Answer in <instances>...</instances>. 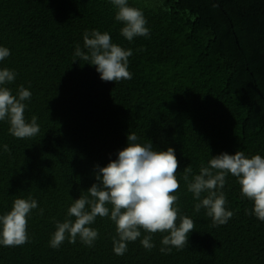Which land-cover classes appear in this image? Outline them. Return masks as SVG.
<instances>
[{"label":"trees","instance_id":"obj_1","mask_svg":"<svg viewBox=\"0 0 264 264\" xmlns=\"http://www.w3.org/2000/svg\"><path fill=\"white\" fill-rule=\"evenodd\" d=\"M129 3L143 10L150 30L131 42L120 34L108 0H0V45L10 50L0 67L16 72L6 85L13 95L21 85L31 91L24 115L36 116L40 128L21 139L0 121V144L9 148L0 151V213L16 198L39 205L27 217L29 241L0 246V264H264V222L250 214L252 202L236 178L228 174L222 189L233 216L214 224L203 207L195 210L199 201L183 171L190 166L198 174L221 151L264 156V0ZM93 29L132 50L131 79L103 81L75 57ZM131 132L141 143L175 150L176 205L194 221L188 243L164 254L167 233L141 229L116 255L115 225L97 216L94 246L66 239L51 248L56 221L63 222L73 199L88 195L94 166L114 159ZM146 235L155 245L150 250L140 243Z\"/></svg>","mask_w":264,"mask_h":264},{"label":"clouds","instance_id":"obj_2","mask_svg":"<svg viewBox=\"0 0 264 264\" xmlns=\"http://www.w3.org/2000/svg\"><path fill=\"white\" fill-rule=\"evenodd\" d=\"M115 10L114 19L122 24L120 34L129 42L136 37H148L150 30L141 8L133 7L129 0H108ZM83 49L75 48V57L94 66L99 78L106 82H118L132 78L128 71L131 49L113 43L108 32L93 29L83 34ZM10 56V50L0 45V62ZM73 61H76L75 59ZM16 78V72L0 67V121H7L8 131L16 138H30L40 132L37 117L25 118V101L30 100L31 91L18 86L15 95L6 85ZM134 133H127L126 144L118 149L114 159L106 164L94 166L95 182L87 188L88 195L73 199L67 208L63 222L56 221L55 230L49 238L51 248H59L67 239H77L88 247L94 246L99 237L92 227L97 216L108 217L115 225L113 251L123 255L128 243L141 237V229L147 233H167L161 239V253L168 254L173 248L182 249L188 243L194 221L179 215L174 193L180 187L175 176L178 160L175 150L169 146L163 150L152 143H141ZM0 151L8 152L7 144H0ZM184 180L187 190L202 207L214 224H225L233 212L225 207L222 191L228 174L240 185L242 197L252 202L251 213L264 222V156H246L241 150L234 153L221 151L210 155L207 164H202L198 174L185 166ZM205 194V195H202ZM110 205L111 207H109ZM39 205L34 198H16L11 208L0 213V246L17 247L29 241L27 217ZM43 214V209H39ZM179 221V222H177ZM150 250L155 245L151 235L140 240Z\"/></svg>","mask_w":264,"mask_h":264}]
</instances>
